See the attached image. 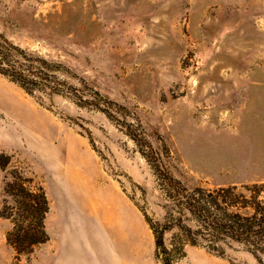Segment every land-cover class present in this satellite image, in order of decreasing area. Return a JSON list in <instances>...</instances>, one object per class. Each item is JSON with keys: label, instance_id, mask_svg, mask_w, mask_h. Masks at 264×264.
<instances>
[{"label": "rangeland", "instance_id": "1", "mask_svg": "<svg viewBox=\"0 0 264 264\" xmlns=\"http://www.w3.org/2000/svg\"><path fill=\"white\" fill-rule=\"evenodd\" d=\"M0 33L138 119L186 187L264 183V0H0ZM0 88L29 110L0 104V207L18 174L48 202V241L28 255L6 244L11 224L0 218V264H160L143 214L160 220L166 202L121 127L87 103L41 102L2 77ZM174 264L260 263L188 247Z\"/></svg>", "mask_w": 264, "mask_h": 264}, {"label": "trees", "instance_id": "2", "mask_svg": "<svg viewBox=\"0 0 264 264\" xmlns=\"http://www.w3.org/2000/svg\"><path fill=\"white\" fill-rule=\"evenodd\" d=\"M58 75L73 78L64 66L28 53L0 33V77L41 102L63 96L79 107L87 103L118 124L134 143L166 202L160 220L143 214L153 236L154 257L160 264H174L186 256L188 247L218 256L229 249L239 250L264 264V183L186 187L166 168L163 159L171 157L168 147L162 143L161 152L154 149L138 119L128 122L125 114L113 109L114 102L86 85L79 88L69 84ZM5 165L0 161V170ZM3 194L0 218L11 224L5 242L16 257L28 255L48 241L45 193L18 174L4 182Z\"/></svg>", "mask_w": 264, "mask_h": 264}, {"label": "bare ground", "instance_id": "3", "mask_svg": "<svg viewBox=\"0 0 264 264\" xmlns=\"http://www.w3.org/2000/svg\"><path fill=\"white\" fill-rule=\"evenodd\" d=\"M0 104L7 105L12 112H15V114L20 115L21 117L25 114H29V110L25 106L27 104L26 101L23 100V98H21V96H19V94L17 92H14L13 90L8 91V89L6 90L4 88H0ZM29 123L30 127L32 126L33 129L35 128L37 130L42 128L43 126L46 127V122L33 120V117L31 118ZM106 202H99L101 208L103 209L104 204V206H106L107 208L112 209L113 204L111 200L110 202ZM67 203L69 205L70 211L72 212V214H74L78 209L79 205L76 204V201L72 196L71 198H67ZM94 208H96V206ZM120 220L126 222V218L124 216H120Z\"/></svg>", "mask_w": 264, "mask_h": 264}, {"label": "crops", "instance_id": "4", "mask_svg": "<svg viewBox=\"0 0 264 264\" xmlns=\"http://www.w3.org/2000/svg\"><path fill=\"white\" fill-rule=\"evenodd\" d=\"M61 140H63V139H61ZM73 144H74L76 147H78V146H77V143H76L75 141H72V142H71V141H68V140H67V141H66V140H63V145H64L69 151L71 150V147H70V146L73 145Z\"/></svg>", "mask_w": 264, "mask_h": 264}]
</instances>
